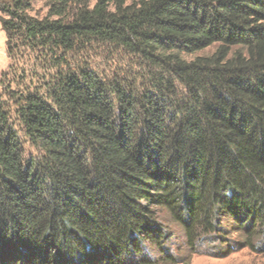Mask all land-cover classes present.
I'll return each instance as SVG.
<instances>
[{"label": "trees", "instance_id": "trees-1", "mask_svg": "<svg viewBox=\"0 0 264 264\" xmlns=\"http://www.w3.org/2000/svg\"><path fill=\"white\" fill-rule=\"evenodd\" d=\"M0 14V264H176L161 216L192 248L235 232L264 250V0ZM95 46L128 65L75 61Z\"/></svg>", "mask_w": 264, "mask_h": 264}, {"label": "rangeland", "instance_id": "rangeland-1", "mask_svg": "<svg viewBox=\"0 0 264 264\" xmlns=\"http://www.w3.org/2000/svg\"><path fill=\"white\" fill-rule=\"evenodd\" d=\"M46 14V9L42 2H36L33 7L31 16L41 18ZM0 17L3 15L0 14ZM22 48L23 54H26ZM214 47L207 48L194 56L187 57L192 59L199 55H208L212 53ZM31 56V54H30ZM30 60V61H28ZM75 61L84 62L89 66L98 70L99 73L110 75L115 73L116 70H120V66H127L128 63L121 56H112L104 47H90L75 57ZM31 64V59H27V56H22L19 59V67H26ZM10 61L6 55L5 36L0 26V76L2 72H7ZM26 154H33V150L27 145L25 146ZM163 226L168 237L167 247L172 256L176 259V264H264V250L260 247L255 249H249L244 247L242 239L238 233L232 232L228 235L227 241L223 246L219 248L213 247L209 240H199L192 248L188 245L187 240L183 236L182 230L176 226L173 222L161 216ZM235 228V225L231 222L227 229ZM219 252H223L224 255L216 256ZM229 252V253H228ZM150 254L158 257L159 252L150 248ZM217 253V254H216Z\"/></svg>", "mask_w": 264, "mask_h": 264}]
</instances>
